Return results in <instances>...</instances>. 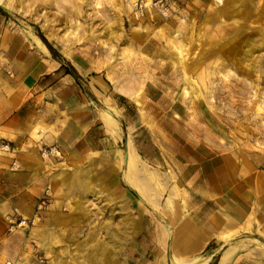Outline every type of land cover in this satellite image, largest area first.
<instances>
[{
	"label": "crops",
	"instance_id": "0c3cea01",
	"mask_svg": "<svg viewBox=\"0 0 264 264\" xmlns=\"http://www.w3.org/2000/svg\"><path fill=\"white\" fill-rule=\"evenodd\" d=\"M1 36L0 139L12 149L0 150V264H168L167 255L264 264V165L220 153L187 171L177 199L144 193L126 172L128 143L117 167L116 122L95 100L109 96L111 80L92 74L85 89L93 69L81 51L60 59L38 36ZM69 65L78 76L62 71ZM43 144L61 155L42 156ZM46 186L42 219L8 231V218L31 215Z\"/></svg>",
	"mask_w": 264,
	"mask_h": 264
},
{
	"label": "rangeland",
	"instance_id": "374dc122",
	"mask_svg": "<svg viewBox=\"0 0 264 264\" xmlns=\"http://www.w3.org/2000/svg\"><path fill=\"white\" fill-rule=\"evenodd\" d=\"M0 4V61L3 32L28 43L41 32L60 59L84 53V88L92 74L113 85L95 100L116 122L117 167L128 143L162 197H180L187 171L216 154L264 165V0H182L161 20H135L123 0Z\"/></svg>",
	"mask_w": 264,
	"mask_h": 264
},
{
	"label": "built area",
	"instance_id": "2783aa9c",
	"mask_svg": "<svg viewBox=\"0 0 264 264\" xmlns=\"http://www.w3.org/2000/svg\"><path fill=\"white\" fill-rule=\"evenodd\" d=\"M124 4L128 7L130 15L135 20L147 19L150 15H155L161 19H168L174 15V13L179 9L182 0H123ZM12 146L9 141L5 139H0V150L8 151L11 150ZM40 152L42 155L57 157L61 155V151L57 145L43 144L40 147ZM50 202V189L46 186L43 192L38 196L34 212L29 215L11 216L8 218V231H15L22 228H27L36 222H39L43 217V212L46 209L48 203ZM40 261L45 258L43 255H37ZM7 264L10 261L6 262Z\"/></svg>",
	"mask_w": 264,
	"mask_h": 264
},
{
	"label": "bare ground",
	"instance_id": "6f19581e",
	"mask_svg": "<svg viewBox=\"0 0 264 264\" xmlns=\"http://www.w3.org/2000/svg\"><path fill=\"white\" fill-rule=\"evenodd\" d=\"M125 153H126V151H125ZM136 161H137V155L135 153H133L132 151L130 152V154H128V156H125L124 162L126 163V172L128 173V176H129L130 180L132 181V183H134V185H136L140 191L144 192L147 189H150L151 187H149V184L144 183L143 181L139 180V178L137 176V170H136L137 169ZM149 173H151V172H149ZM207 257L208 256L200 255V256L195 257L193 259L185 260V259H180L174 255L171 256V258L173 259L175 264H204L207 261Z\"/></svg>",
	"mask_w": 264,
	"mask_h": 264
},
{
	"label": "trees",
	"instance_id": "16d2710c",
	"mask_svg": "<svg viewBox=\"0 0 264 264\" xmlns=\"http://www.w3.org/2000/svg\"><path fill=\"white\" fill-rule=\"evenodd\" d=\"M0 10H1V8H0ZM39 34V36L41 37V39L44 41V43L47 45V47L49 48V50L51 51V53L54 55V56H58V51L53 47V45L46 39V37L41 33V32H39L38 33ZM65 72H69V73H71L72 75H74L75 77L76 76H78V74H77V72H76V70L72 67V66H70L69 65V67H67L66 69H65Z\"/></svg>",
	"mask_w": 264,
	"mask_h": 264
},
{
	"label": "water",
	"instance_id": "95a60500",
	"mask_svg": "<svg viewBox=\"0 0 264 264\" xmlns=\"http://www.w3.org/2000/svg\"><path fill=\"white\" fill-rule=\"evenodd\" d=\"M0 7H1L4 11L9 12V10H8L7 8H5L3 5L0 4Z\"/></svg>",
	"mask_w": 264,
	"mask_h": 264
}]
</instances>
